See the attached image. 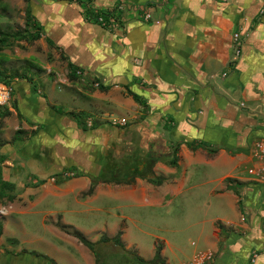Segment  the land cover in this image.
<instances>
[{
	"label": "crops",
	"instance_id": "crops-1",
	"mask_svg": "<svg viewBox=\"0 0 264 264\" xmlns=\"http://www.w3.org/2000/svg\"><path fill=\"white\" fill-rule=\"evenodd\" d=\"M89 2L94 10L122 4L116 26L86 20L84 6L71 0H25L37 38L15 42L32 40L46 63L12 82L10 128L0 148V177L16 195L11 214L43 205L34 213L43 216V228L97 264L92 251L58 226L88 236L66 221L68 213L108 212L100 200L151 206L168 191L182 192L188 175L190 189L208 190L193 255L211 251L208 264H264V174L248 173L260 166L253 144L264 140V0ZM71 68L78 69L74 80L67 77ZM125 156L146 178L98 182L90 191ZM105 226L88 242L118 234L124 241L119 226ZM154 254L155 248L143 260Z\"/></svg>",
	"mask_w": 264,
	"mask_h": 264
},
{
	"label": "rangeland",
	"instance_id": "rangeland-1",
	"mask_svg": "<svg viewBox=\"0 0 264 264\" xmlns=\"http://www.w3.org/2000/svg\"><path fill=\"white\" fill-rule=\"evenodd\" d=\"M25 5V0H0L1 31L9 34L23 33L28 37L31 36L30 38L35 37L31 32L32 29L25 24L26 16L29 13L28 10L26 11ZM18 40L21 41V39ZM30 42L33 41L17 43L9 39L3 45L0 50V79L2 80L0 84L9 80L13 82L11 80L13 76H19L30 67L39 68L40 64L46 63V57L42 56L41 48L36 43ZM48 59L50 60V58ZM12 82L9 86L12 87L9 101L0 105V112L8 110L10 105L14 104ZM38 98L40 96L33 91L32 101H36ZM7 118L0 119V148L6 140V129L10 128ZM134 156L137 157V155ZM2 158L0 155V164ZM124 159L126 161L134 160L126 156ZM0 168H2L1 165ZM191 180L187 175L182 192L172 195L168 191L169 195L162 202L151 206L136 207L127 200L126 204L112 201L107 203L100 200L99 202L107 207L108 212L90 213L89 211L83 214L72 212L66 215V221L73 223L83 232L85 231L88 236L84 237L89 241L97 239L99 234L106 231L105 224L110 228L117 225L122 229L124 241L119 237V242L116 243L113 239L103 237L106 238L103 242L100 241L94 245L97 264H136V257L150 258L157 245L165 244L164 240L169 243L165 244V259L161 258V262L154 263L167 264L165 260H168L169 264L187 263L194 256L196 248L191 244L195 243L197 238L196 223H198V218L207 216L205 209L208 200L206 198L207 188L198 186L195 189H190ZM5 194H12L16 197L14 189L12 192L6 191ZM12 201L0 198V221L3 227L0 237V264H52L49 261L44 262L41 257L29 252L30 250L46 256L55 264H87L79 256L74 245L50 234L43 228L41 224L43 216L34 214L41 211L44 208L43 205L36 206L23 215L17 212L11 214L10 204ZM99 202L90 204V206L97 207ZM211 202L213 200L208 201L210 203L208 205L210 206V215L214 217L216 206ZM68 204L71 208L74 206L72 200L65 202L66 206ZM47 205L52 206L49 202ZM88 208L89 205L83 207L85 210ZM121 217H128L129 220L123 221ZM18 225L24 227L25 235L22 234ZM30 240L33 243L28 242ZM178 249H182V252ZM198 249L201 248L198 247Z\"/></svg>",
	"mask_w": 264,
	"mask_h": 264
},
{
	"label": "trees",
	"instance_id": "trees-1",
	"mask_svg": "<svg viewBox=\"0 0 264 264\" xmlns=\"http://www.w3.org/2000/svg\"><path fill=\"white\" fill-rule=\"evenodd\" d=\"M89 1V0H88ZM30 19V20H29ZM31 23V24H30ZM26 26L31 27L32 22H31V17L29 15V13L26 16ZM37 37H33L32 39H36ZM9 39H12L14 41L18 40V39H27V36L23 33H18V34H9V33H4L3 31L0 30V50L3 47V45L9 41ZM78 69H70L68 72L67 77L70 80H74L76 79L77 75H76V71ZM1 75V74H0ZM18 77V75L16 76ZM20 77V76H19ZM14 79V76L11 80ZM2 82V80L0 79V83ZM11 82L12 81H4V84L6 86H11ZM136 97V96H134ZM1 110V107H0ZM9 115V112L7 109L3 110V112H0V119L7 117ZM135 178H146L145 176V171H141L139 170V165L137 163V161L135 160L132 164H128L127 161L122 162L121 164H117L116 166H111V167H106L104 169V172L100 175L98 180H93L92 181V186L90 188V191L92 190V188L95 186L96 183L98 182H104V183H116V184H130L134 181ZM13 186L12 184L8 183V182H4L1 177H0V198H6L9 201L14 200L15 196L14 195H6L5 192L9 191L12 192L13 190ZM58 226L60 227V229L62 231H64L67 234H70L72 236H74L76 239H78V241L80 243H82L84 246H86L90 251H92L95 255L96 253L94 252V245L91 244L90 242H88V240L80 233H78L77 231L74 230H70L68 227L58 224ZM218 227H220V224H217ZM2 231H3V227L0 221V237L2 236ZM119 234L118 236H116L113 241L118 243L119 242ZM105 238H102L100 241H104ZM161 249L162 247L160 245H157L155 248V254H154V258L150 261H144L143 259H141L140 257H136V264H155L154 262H161ZM33 253V252H32ZM36 256H39L42 258V260L44 261H49L50 263L54 264L53 261L48 260L47 257L34 253ZM97 258V256H96Z\"/></svg>",
	"mask_w": 264,
	"mask_h": 264
},
{
	"label": "built area",
	"instance_id": "built-area-1",
	"mask_svg": "<svg viewBox=\"0 0 264 264\" xmlns=\"http://www.w3.org/2000/svg\"><path fill=\"white\" fill-rule=\"evenodd\" d=\"M62 1V0H57ZM74 3L82 4L85 8V19L88 21H93L96 24H99L100 26L111 28L113 26H116V15L118 14V10H121L123 8V5L120 4L116 7V9L113 10H94L90 6V2L88 0H71ZM224 2L225 0H219ZM150 18V14L146 13L144 16L145 20H148ZM234 42H239V34L233 35ZM235 53L238 55L240 53L239 47L235 46ZM12 90V87L6 86L4 84H0V105H4L9 101L10 98V92ZM252 158L257 160L259 162V168L257 171L255 169L248 170L249 174H255L258 175L264 174V140H257L254 142L251 152ZM66 177V174L63 175ZM213 257V254L211 251H205V252H199L195 254L189 264H208L211 262Z\"/></svg>",
	"mask_w": 264,
	"mask_h": 264
}]
</instances>
